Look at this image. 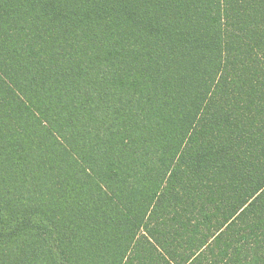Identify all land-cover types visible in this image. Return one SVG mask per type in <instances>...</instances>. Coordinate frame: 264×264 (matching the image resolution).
I'll list each match as a JSON object with an SVG mask.
<instances>
[{"label":"trees","instance_id":"16d2710c","mask_svg":"<svg viewBox=\"0 0 264 264\" xmlns=\"http://www.w3.org/2000/svg\"><path fill=\"white\" fill-rule=\"evenodd\" d=\"M0 264H264V0H0Z\"/></svg>","mask_w":264,"mask_h":264}]
</instances>
